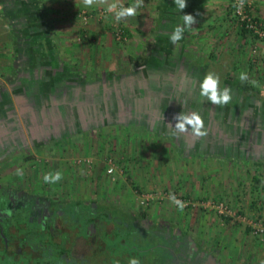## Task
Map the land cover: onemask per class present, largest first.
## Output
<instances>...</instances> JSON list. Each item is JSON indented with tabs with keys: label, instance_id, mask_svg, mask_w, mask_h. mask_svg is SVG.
<instances>
[{
	"label": "rangeland",
	"instance_id": "rangeland-1",
	"mask_svg": "<svg viewBox=\"0 0 264 264\" xmlns=\"http://www.w3.org/2000/svg\"><path fill=\"white\" fill-rule=\"evenodd\" d=\"M250 1L264 29V8ZM198 2L186 0L180 11L174 0H143L137 15L116 21L108 5L69 14L70 3L39 0L30 19L11 17L36 37L30 45L22 39L19 53L0 21V184L35 200L116 205L109 216L97 210L86 236V216L74 219L65 203L54 243L22 206L14 230L0 236L7 242L0 264H122L123 257L129 264L140 255L154 264L153 255L168 251L166 237L154 236L159 244L126 237L125 228L134 230L126 214L151 232L153 221L179 219V230L215 264H264V36L240 31L231 0ZM183 14L195 17L191 27ZM92 20L99 33L90 37ZM177 26L183 37L173 44ZM202 65L219 77L218 87L231 88L230 103L200 96ZM192 112L207 130L199 147L190 131L178 136L169 128ZM57 171L61 180L44 182ZM219 202L224 213L212 207Z\"/></svg>",
	"mask_w": 264,
	"mask_h": 264
},
{
	"label": "trees",
	"instance_id": "trees-1",
	"mask_svg": "<svg viewBox=\"0 0 264 264\" xmlns=\"http://www.w3.org/2000/svg\"><path fill=\"white\" fill-rule=\"evenodd\" d=\"M33 1H35V0H0V5L2 6L3 11L5 12V13L3 12L4 14L0 15L1 25H3L5 27V29L7 30L8 37L11 39V42L15 48L14 50L18 53H19V50H21L22 39H24L26 37V39H28L27 45H30V43H32L34 41V39H36V37L34 36L35 33H31L30 32L31 29H28L31 26L28 25L26 27H23L24 26V25L22 26L23 22H20V21L19 22L14 21L15 22L14 23V22H12L13 19L11 17H13L12 15H14V18L17 16L18 17L22 16V18H27V19H30L31 17H33L35 5H36L35 2H33ZM200 1L201 0H199L198 4H200ZM19 23H20V26H19ZM34 29H36L35 25H34ZM240 31L243 34L249 32L243 26H241ZM205 68H206V66H204V65L200 66V69H204L202 71L203 76H205L207 74ZM225 81H229V79L225 78ZM254 93L256 94V92H254ZM69 203H70V205L68 206L69 214L71 215V213H74L72 215V217L74 219L78 218L77 215L79 213L86 216L85 220H87V221H86V224L84 227L85 228L84 234L86 236L92 235V233H91L92 227H90V226L95 224L96 219L99 220V218H100L99 216L95 215L98 212L97 210H99V215H101V213H103L104 216H106V215L109 216V212L111 211V207L116 206V205H113L111 203L109 204L111 206H105L108 203H102V202L100 203L101 205H99L100 207L95 206V205H91V204H89L87 202H83V201H70ZM78 203H81L83 206H79ZM86 213H88L89 216L86 215ZM123 215L124 216L127 215L126 217L130 218L132 223L134 224V230H130V229L125 228L126 232L124 233V235L126 237L128 236L129 238H132L134 235H139V234H143L145 236L149 235V234H152V235L154 234L155 236H158L157 233L154 232V230H152L153 232H151L149 227L139 224L138 220H136L133 216H131V214H126V215L123 214ZM132 218H134V220H132ZM125 221H127V219H125ZM36 226L40 230V232L44 231L45 229H48V227H49V225H45V227L43 229L41 223H37ZM182 234H183V239L181 238L182 239L181 246L185 245L186 237H187L186 232H183ZM165 237H166V242L168 241L167 242L168 247L167 248L161 247V248L162 249L166 248L168 250L165 252L166 256L159 254L158 259H155V262H157V261L159 262L162 260L164 264H165V262H167L166 259H168V258L170 259L169 254L171 252L172 253L176 252L177 251L176 248H179V246L176 244V241H178V243L180 242L179 240H176L177 239L176 237H175L176 239H174V240L170 239V237H168V238H167V236H165ZM122 242H123L124 246H126V247L128 246V241H126L125 238L122 240ZM157 244H159V243H157ZM198 248H197V250L193 251L194 255H192V257L196 258V257H198V255H197L198 252H203V251H200V249H202L200 246H198ZM149 249H151V248H149ZM142 251H144V250H142ZM60 253H64V249H61ZM155 262H154V264H158ZM121 263L122 264H128V261L123 257V259L121 260ZM181 264H186V262L181 259Z\"/></svg>",
	"mask_w": 264,
	"mask_h": 264
},
{
	"label": "clouds",
	"instance_id": "clouds-1",
	"mask_svg": "<svg viewBox=\"0 0 264 264\" xmlns=\"http://www.w3.org/2000/svg\"><path fill=\"white\" fill-rule=\"evenodd\" d=\"M84 6L92 7L94 4L98 3H105L106 0H82ZM143 0H135V2L127 7L123 5H117L116 3H112L107 6V11L114 12L116 21H120L121 19H125L127 17H133L137 15V9L142 6ZM174 4L177 8L182 11L186 8V0H174ZM243 0H240L239 7H242ZM184 25L186 27H191L193 23H195V17L192 14H183L182 16ZM184 27L177 26L173 32L169 35V39L173 44H176L180 41L183 37ZM239 79L241 81L247 80V74L241 73ZM255 83V82H253ZM220 85V79L218 76L214 77L211 72L207 73L202 81L201 88H200V96L207 97V99L214 105L224 106L231 102L232 94L231 88L218 87ZM176 120L175 125L173 126L169 123V128L174 130L172 132L173 135H179L181 133H188L193 137H204L207 135V130L204 129V121L202 120L201 116L196 113L192 112L190 115H184L183 113L178 114L174 117ZM18 175H22V172L18 170ZM44 182L46 183H55L62 179V174L57 171L54 176L49 174H45ZM170 199L174 204L178 206L180 210H183L184 203L176 198L174 194L170 196ZM129 264H139L138 259L131 258Z\"/></svg>",
	"mask_w": 264,
	"mask_h": 264
},
{
	"label": "flooded vegetation",
	"instance_id": "flooded-vegetation-1",
	"mask_svg": "<svg viewBox=\"0 0 264 264\" xmlns=\"http://www.w3.org/2000/svg\"><path fill=\"white\" fill-rule=\"evenodd\" d=\"M0 192L3 193L2 194L3 196L0 197V236H3L2 233L4 231H13L14 230V228H13L14 225H13V222L11 219L13 217H15L16 214H18V213L21 214L22 213L21 207L25 206V207H29L28 208L29 220L35 221L36 224L41 223L43 229H44L45 225H49L47 230H48V232H50V238H48V239H50V241H52L53 243L59 242V240H57V235L59 233H55V228H57V222L60 221L59 216H63L62 214L64 212L63 211L64 209L61 206H64L65 203H69L70 201H65L62 203V202H58L55 199H49V198L48 199L37 198L35 200V199L31 198V196L29 194H26V193L24 194L22 192L21 193L18 192L17 190L9 189L8 186H4L2 184H0ZM59 207H61L62 209H60ZM2 222H7V223H5L3 226ZM97 227H99V226L97 225ZM51 228H52V230H51ZM15 231H16V228H15ZM35 231H37V233L40 232V230L38 228ZM160 231H162V230H159V231L156 229L154 230V232H156V233L160 232ZM146 236L151 239L150 235H146ZM134 237L136 239H138L139 235H134L133 238ZM187 240L189 241L190 239H188L186 237V241ZM65 242L68 243L70 241L66 240ZM1 244L4 245L6 248V244H7L6 241L4 242V240H3V243L0 241V245ZM154 244H157V243H154ZM186 249H187L186 251H188V253H190L191 255H194V253H193L194 249L192 248V245L190 243H188V246ZM8 251L11 252L10 249H8ZM206 254L207 253L203 251V252H198L197 253L198 257H196V258L195 257H192V258L188 257L189 259H187V264H215L214 263L215 261L213 259H210V257L207 256ZM177 255L179 256V251L177 252ZM182 255H184V254H182ZM155 259H158V255H153V257L151 258V260L154 262H155ZM176 260H178V259H176ZM155 263L164 264L162 260L159 262L157 261Z\"/></svg>",
	"mask_w": 264,
	"mask_h": 264
},
{
	"label": "crops",
	"instance_id": "crops-1",
	"mask_svg": "<svg viewBox=\"0 0 264 264\" xmlns=\"http://www.w3.org/2000/svg\"><path fill=\"white\" fill-rule=\"evenodd\" d=\"M38 1L39 0H35V1H33V2H35V4L37 5L38 4ZM61 1H64V2H66V3H70L68 6H66L65 8H64V11L66 12V10H67V13H69V14H74L76 11H74V10H76V9H78V7L79 8H82V9H87L88 11L90 10V11H97V10H99V8L101 7V6H106V5H110V4H112V3H117L118 2V0H106V2L105 3H98V4H94L92 7H86V6H84V4H83V2H82V0H61ZM255 1H257V5H256V7L258 8V9H261L262 7L264 8V0H255ZM16 2V1H15ZM73 3H75V5H77V6H75ZM0 7H1V5H0ZM258 12H260V11H258ZM264 12V10L263 9H261V13H263ZM96 13V12H95ZM18 17V16H17ZM21 17V16H20ZM87 33H88V35L90 36V37H93L92 35H98V33H99V24H95V22H94V20H92L91 22H90V24H89V27H88V29H87ZM69 63V64H68ZM68 63H66V64H64L65 65V67H67V69H69V68H73V66L71 65V64H73V61H72V63L71 62H68ZM71 63V64H70ZM209 72H211V67H209V68H207L206 69V73H209ZM121 94H119L118 96H120ZM120 98H121V96H120ZM146 115V114H145ZM238 127V126H237ZM233 127L232 128V130H236V129H240L241 127ZM179 136V135H178ZM194 139L193 140H190V142L191 143H193V141L195 142V146L196 147H199V145H200V143H201V140L199 139V137H193ZM178 142H179V140H177ZM178 142H176V143H178ZM209 142H210V140H206V141H203L202 143L204 144V145H206V146H208V144H209ZM183 145L184 146H190V145H186V144H184L183 143ZM203 145V146H204ZM88 203V202H87ZM132 220H134V218H132ZM137 220V219H136ZM164 223V224H163ZM108 226V225H110L109 223H105V224H103V229H104V226ZM165 225H167V227H168V229H167V231L165 230ZM164 226V227H163ZM151 227L152 228H154V230L156 229V230H162V229H164L165 231H160V232H157V235L158 236H160V235H162V238H163V236H167V238L168 237H170V239H172V240H174V239H176V240H179L180 242L178 243V241H176V244L179 246V248H176L177 249V251L176 252H174V253H170L169 255V257H170V259L168 258V259H166V261H167V264H181V259L182 260H184L185 262H186V264H187V259H189V258H192V255L190 254V253H188V251H186L187 249V246H188V243H190L191 245H192V248L194 249V250H196L197 248H196V246H197V244L192 240L193 238L191 237V235H190V233L185 229V231H183V232H186L187 234V238L188 239H190L189 241L187 240L186 242H185V245H183V246H181V241H182V239H183V232H182V230L180 229L179 230V219H177V221L176 220H174V221H169V220H167L166 218L164 219H158V221H156V222H151ZM110 230V229H109ZM104 231H106V230H104ZM150 235V237H151V239H153V240H151L150 239V241H152L153 243L155 242L154 241V236L155 235H152V234H149ZM156 237V236H155ZM176 237V238H175ZM182 238V239H181ZM196 248V249H195ZM179 251V256L177 255V252ZM201 251V250H200ZM194 253V252H193ZM182 254H184V255H182ZM181 256V257H180ZM186 256V257H185ZM189 257V258H188ZM136 259H138V261H139V264H144L143 262H142V256H137V257H135ZM125 259H126V257H125ZM176 259H178V260H176ZM154 262V261H153ZM150 264V263H149Z\"/></svg>",
	"mask_w": 264,
	"mask_h": 264
},
{
	"label": "built area",
	"instance_id": "built-area-1",
	"mask_svg": "<svg viewBox=\"0 0 264 264\" xmlns=\"http://www.w3.org/2000/svg\"><path fill=\"white\" fill-rule=\"evenodd\" d=\"M232 6H233V16L240 22V25L243 26L246 30L249 32H253L254 34L258 36H264V29L259 27V24L255 17L251 14V1L250 0H243L242 7L238 6L240 5V0H231ZM121 34V32H119ZM109 172L112 171V169H108ZM214 207L219 213H224L226 211L227 206L219 202Z\"/></svg>",
	"mask_w": 264,
	"mask_h": 264
}]
</instances>
